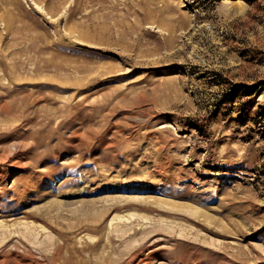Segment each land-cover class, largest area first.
Wrapping results in <instances>:
<instances>
[{
  "label": "rangeland",
  "instance_id": "obj_1",
  "mask_svg": "<svg viewBox=\"0 0 264 264\" xmlns=\"http://www.w3.org/2000/svg\"><path fill=\"white\" fill-rule=\"evenodd\" d=\"M0 264H264V0H0Z\"/></svg>",
  "mask_w": 264,
  "mask_h": 264
}]
</instances>
